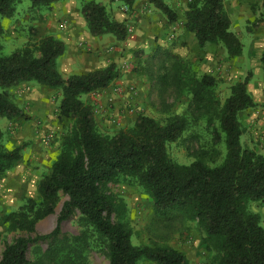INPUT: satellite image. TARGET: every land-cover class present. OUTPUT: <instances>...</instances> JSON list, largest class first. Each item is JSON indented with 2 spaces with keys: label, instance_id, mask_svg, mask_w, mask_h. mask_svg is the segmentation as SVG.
Returning a JSON list of instances; mask_svg holds the SVG:
<instances>
[{
  "label": "trees",
  "instance_id": "16d2710c",
  "mask_svg": "<svg viewBox=\"0 0 264 264\" xmlns=\"http://www.w3.org/2000/svg\"><path fill=\"white\" fill-rule=\"evenodd\" d=\"M22 1L0 0V122L25 115L12 100L10 89L36 83L60 94L58 118L69 120L72 126L61 136L59 150L38 183V198L27 197L18 210L2 217L1 225L9 232L34 233L40 221L55 213L61 195L67 199L51 232L6 244L0 264H90L92 251L104 254L108 264H191L178 248L133 242V230L122 219L124 205L110 191V186L118 184L141 190L152 215L160 221L196 223L210 264H264L262 214L254 209L256 204L264 205V153L243 145L245 127L239 118L242 111L259 106L248 92V76L230 84L222 100L218 88L225 83L221 79L201 72L188 58L163 52L157 78L166 88L173 86L177 98L185 97L183 114L165 122L139 114L131 127L101 133L95 107L84 97L107 90L122 78V71L111 62L64 77L58 60L66 45L52 34L5 53L2 19L13 17ZM66 1L30 0L32 7L48 11ZM79 1L91 36L128 38L127 24L116 19L108 4ZM116 1L131 10L138 0H109L111 4ZM145 1L169 22L179 19L169 0ZM183 18L184 29L194 34L199 46L216 44L231 59L242 55L243 43L231 30L224 0H189ZM156 57L150 55L147 65L152 67ZM261 61L264 66V53ZM150 67L143 69L151 71ZM199 118L201 130L210 139L198 130L190 132L191 137L204 140L193 161L178 163L169 145L198 125ZM3 138L0 128V180L23 159L25 148L7 146ZM75 213H79L81 232L64 234L62 222ZM31 244H36L33 261L28 258Z\"/></svg>",
  "mask_w": 264,
  "mask_h": 264
},
{
  "label": "rangeland",
  "instance_id": "374dc122",
  "mask_svg": "<svg viewBox=\"0 0 264 264\" xmlns=\"http://www.w3.org/2000/svg\"><path fill=\"white\" fill-rule=\"evenodd\" d=\"M74 1L76 7L80 9V1ZM96 1L108 4L110 8L109 0ZM74 19L64 15L62 9L53 13V10L34 8L30 0H23L17 5V11L13 17L2 19L5 29V34L1 37L4 52L10 53L27 43L37 42L48 34L63 39L67 26L70 21L74 22ZM61 24L62 27L66 25L65 30L60 28ZM130 26L133 29L129 32L128 38L110 46L117 53L115 62L123 73L121 81L114 84L111 89L84 97L89 104L96 107L99 103L110 105L108 98L114 96L109 113L105 115L103 112V114L97 115L96 123L101 133L113 134L120 129L131 127L139 114H145L161 122H165L171 116L183 114L182 107L185 97L177 98L175 88L173 86L166 88L157 78L158 74L162 72L158 68L161 67L160 61L163 59L161 55L163 52H168L169 49H164L158 44V37L155 34L136 35L135 27L132 24ZM134 33L135 35H133ZM86 43L83 40L79 44L75 43L74 47H87ZM154 43L160 49L154 51V48L151 47ZM89 53L92 52L86 54ZM153 53L157 57L150 67L147 65V61ZM60 58L58 62H60ZM188 59L191 60V58ZM195 64L198 70L203 72L200 63ZM144 66L150 67L151 71H148L147 68L144 70ZM69 75L71 74L68 72L63 74L64 77ZM130 87H134V90H130ZM117 89H122L123 94H120ZM218 90L222 100L230 92L229 86L226 84H221ZM131 92H135V94L132 96ZM10 95L12 100L23 109L25 115L13 121L1 120L0 128L4 133L3 142L7 146L24 145L25 148L23 159L0 180V254L6 244L13 243L18 237L34 238L36 235L49 233L55 228L62 204L67 199L64 194L61 195V201L55 213L40 221L34 233L9 232L1 225V219L4 215L18 210L25 203L27 197L38 198V183L43 174L49 170L50 164L59 150L61 136L68 132L72 126L69 120L60 121L58 118L60 94L57 91L36 83H24L10 89ZM112 117L116 118V123H113ZM239 118L243 124L241 113ZM197 122L198 125L186 132L183 138L169 145V153L178 163L189 164L193 161L196 151L204 140L191 137L190 132L198 130L206 135L205 138L210 139V136L201 130L202 119L199 118ZM220 150L223 154L224 145L220 146ZM222 154L218 158L219 161L222 159ZM110 191L124 205L125 212L122 219L130 224L134 243L169 245L186 254L191 264H210L202 243L203 233L196 223L183 222L180 219L160 221L152 215L149 200L141 190L135 187L118 184L110 186ZM259 211L262 214L264 226V205L260 206ZM78 216L79 213H75L62 222L64 234L81 232L82 228L77 221ZM113 218L114 221H117L116 216ZM38 244L42 248L47 246L42 242ZM35 246L36 244H31L28 251V258L32 261L34 260ZM89 261L90 264H108L106 256L97 251L90 253Z\"/></svg>",
  "mask_w": 264,
  "mask_h": 264
},
{
  "label": "crops",
  "instance_id": "0c3cea01",
  "mask_svg": "<svg viewBox=\"0 0 264 264\" xmlns=\"http://www.w3.org/2000/svg\"><path fill=\"white\" fill-rule=\"evenodd\" d=\"M262 1L224 0L231 19V30L243 43L242 55L232 59L227 56L222 47L216 44L206 43L199 46L194 34L184 29L183 13L187 9L189 0H169L171 7L180 15L174 22H169L160 11L145 0H138L131 10L119 1L113 2L110 8L117 20L124 21L128 28L133 29L130 24L135 27L136 35L155 34L158 37V44L164 49H169L168 52L191 58L194 63H200L203 72L221 79L228 86L248 76V92L259 106L241 112L245 127L241 140L244 146L264 153V66L261 61L264 53V10ZM60 9L64 15L75 18L74 22L70 21L62 39L66 45L65 53L58 62L62 74L89 72L115 62L117 53L110 46L119 41L111 35L91 36L74 0L56 4L53 13H57ZM62 24L60 28L65 30L66 25L62 27ZM83 40L87 42L85 44L87 47H74L75 43L79 44ZM151 47L154 51L160 49L156 43ZM87 52L92 53L86 54ZM120 81L121 79L116 80L108 89ZM260 206L256 204L254 209L259 211Z\"/></svg>",
  "mask_w": 264,
  "mask_h": 264
},
{
  "label": "built area",
  "instance_id": "2783aa9c",
  "mask_svg": "<svg viewBox=\"0 0 264 264\" xmlns=\"http://www.w3.org/2000/svg\"><path fill=\"white\" fill-rule=\"evenodd\" d=\"M64 26V25H63ZM132 29L131 28H128V33L131 32ZM126 66H128L127 63H125ZM119 90V93L120 94H123V90L122 89H117V91ZM122 90V91H121ZM130 90H134V87H130ZM116 91V90H115ZM135 94V92H131V95L133 96ZM114 97V96H113ZM112 96H110L108 98V100L110 101V105H104L103 103H99L98 105H96L95 107V110L94 112L97 113V114H103V112L106 114L109 113V111L111 110L110 109V106H111V102H113L114 98ZM112 107V106H111ZM109 116V115H108ZM112 120H113V123H116V118L115 117H112Z\"/></svg>",
  "mask_w": 264,
  "mask_h": 264
}]
</instances>
